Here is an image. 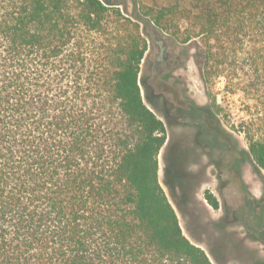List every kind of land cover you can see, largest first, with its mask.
<instances>
[{
	"label": "trees",
	"instance_id": "16d2710c",
	"mask_svg": "<svg viewBox=\"0 0 264 264\" xmlns=\"http://www.w3.org/2000/svg\"><path fill=\"white\" fill-rule=\"evenodd\" d=\"M150 38L197 39L201 77H223L230 106L194 105L199 136L168 152L177 206L195 199L186 161L202 139L264 171V0H138L131 14L125 0H0V264H214L159 180L163 93L146 88L152 108L140 85Z\"/></svg>",
	"mask_w": 264,
	"mask_h": 264
},
{
	"label": "rangeland",
	"instance_id": "374dc122",
	"mask_svg": "<svg viewBox=\"0 0 264 264\" xmlns=\"http://www.w3.org/2000/svg\"><path fill=\"white\" fill-rule=\"evenodd\" d=\"M131 14L135 1L125 0ZM148 3L172 4L175 0H145ZM139 10L140 6H136ZM165 33V32H164ZM165 36H168L165 33ZM168 63L157 62L158 44L149 40L140 78V85L146 103V88L152 95L162 92V100L156 101L154 111L167 124L168 139L159 154V180L175 207L184 234L203 248L214 264H264V214L260 205L264 194V171L259 172L246 157L234 162L228 154L221 153L202 139L201 147L186 161L196 172L199 182L195 199L184 210L179 208L165 183V168L168 152L179 149L186 152L188 145L199 136L195 127L198 114L194 105H209L212 97L223 102L225 79L220 77L215 84L204 83L198 63L201 54L197 39L191 44H181L167 39ZM160 65V66H159ZM160 73L155 74L157 67ZM159 82V85L157 82ZM240 103V95L229 98ZM231 103V104H232ZM230 104V103H229ZM236 115L241 113L235 110ZM241 144L245 145L241 138ZM212 194L219 202L214 208L206 199Z\"/></svg>",
	"mask_w": 264,
	"mask_h": 264
},
{
	"label": "flooded vegetation",
	"instance_id": "af4514ba",
	"mask_svg": "<svg viewBox=\"0 0 264 264\" xmlns=\"http://www.w3.org/2000/svg\"><path fill=\"white\" fill-rule=\"evenodd\" d=\"M168 61H169V54H168L167 49L158 44L157 62L158 63H163V62L168 63ZM159 66L157 67L158 71L160 70Z\"/></svg>",
	"mask_w": 264,
	"mask_h": 264
}]
</instances>
